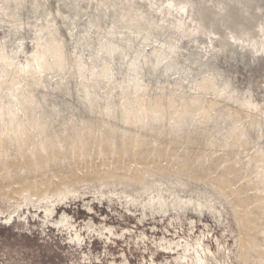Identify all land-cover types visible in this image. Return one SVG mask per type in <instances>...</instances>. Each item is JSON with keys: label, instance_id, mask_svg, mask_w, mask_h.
<instances>
[{"label": "rangeland", "instance_id": "374dc122", "mask_svg": "<svg viewBox=\"0 0 264 264\" xmlns=\"http://www.w3.org/2000/svg\"><path fill=\"white\" fill-rule=\"evenodd\" d=\"M9 1L0 138L16 111L36 147L0 149V264H264V0ZM75 132L90 144L68 154Z\"/></svg>", "mask_w": 264, "mask_h": 264}, {"label": "bare ground", "instance_id": "6f19581e", "mask_svg": "<svg viewBox=\"0 0 264 264\" xmlns=\"http://www.w3.org/2000/svg\"><path fill=\"white\" fill-rule=\"evenodd\" d=\"M1 1V0H0ZM6 3L7 2H10L9 0H5ZM3 0V2H5ZM14 1H21L23 2L24 0H14ZM20 2V3H21ZM8 11V10H7ZM17 11H14L13 13H15ZM62 49H58V54H60V56H62ZM59 56V58H60ZM0 59L3 61V62H7L9 61L8 60V57L6 56V54H1L0 55ZM8 63V62H7ZM8 65H11V64H7ZM5 72L7 75H11V74H16L18 73V70H10L8 68L5 69ZM3 81V74L0 72V82ZM23 86H20V90L16 93L15 92H12V94H14V96H17L18 99L22 100L25 104H26V111L29 113L31 111H34V108H33V104L35 103V100H34V92H35V89H31V87H35V85L32 84H29V83H23L22 84ZM10 90H4L1 85H0V118H2L5 114L6 111V98L7 96L10 94ZM150 110L145 106V104H141L140 105V109H139V116L137 117L139 122L141 123V126H144L145 124V118L147 116V114H149ZM155 112V116L156 118L159 117V111L157 110H154ZM161 116V115H160ZM121 116H115V120H125V121H129L130 119L132 120V117H130V115L128 114L127 112V109H126V112H125V115L124 117L120 118ZM10 119L11 121L9 122L8 126L11 127V129L8 130L6 136H5V139H1L0 138V149H6L7 150V154H9V145H13L14 146V150L18 151L19 154L21 156H25L28 152H35V147H36V143L35 142H32L33 140L31 139V137L29 136V130L26 128V125L25 123L22 121V119L18 116V112L16 111H13V112H10ZM31 123H32V126H34V128L36 129V134L38 135V141L41 145V147H43V151L45 152L44 155H41L39 153L38 156L36 158H38V161L42 164L43 162L45 163L46 160H48V156L50 153H54V150L52 149L53 147V144L55 143V135L52 133V130H50V127L47 125L46 122H43V120H40L38 117H34L33 119L31 118ZM89 128H91L92 130L95 129L94 126L92 125H89ZM105 136L106 137H116V133L111 131V132H108L107 130H105ZM93 135L94 137L93 138H97V133H93L91 134ZM60 137L57 138V140H59V146H65L67 147V152L68 154H70L69 152H71L72 147H75V145H78L79 146V152H82V150L85 148V146L88 145V143L90 144V141L87 139H82L84 136L80 133H76L75 134H67L66 137H62L61 135H58ZM86 136H88V133H86ZM62 137V138H61ZM91 137V136H90ZM136 137V138H135ZM113 138V139H114ZM6 141V143L4 144V142ZM58 143V142H57ZM143 145V142L142 141H139V139L137 138V135L134 136V138H132L128 143H127V146L125 148V151H130L131 149H140L141 146ZM140 146V147H138ZM77 155H81L80 153H76ZM40 155V156H39ZM257 159H255L253 162L256 163ZM28 162L25 161L24 162V165H26ZM43 163V164H44ZM47 163V161H46ZM18 163H16L17 165ZM82 171V169H81ZM92 172H88V173H85V171H82L83 173H85L84 175H99V174H103V170L101 169H95V170H91ZM140 174H138V172L134 173V177L135 179L139 180L140 182L143 180L142 176H139ZM124 179V178H122ZM153 199H150L148 201L147 204H153ZM159 203H162L160 201H163L164 203L166 202L164 199H162L161 197H159ZM54 202H55V197L53 198H48L47 200V204L44 206V208L46 209V211L48 212H53L54 210ZM162 206H164L165 204H161ZM263 207V206H262ZM178 244V243H177ZM250 248H252L253 252L255 255L256 254H259V256L262 257V250H260L263 245L257 243L256 240H254L253 242H251L249 244ZM189 245L187 244L186 248H188ZM205 253H206V248H203ZM196 253H198V259H197V263L196 264H206L207 261L205 262L204 258L201 256L200 252L198 249H196ZM183 259H185V256H180L177 260L178 261H182Z\"/></svg>", "mask_w": 264, "mask_h": 264}]
</instances>
